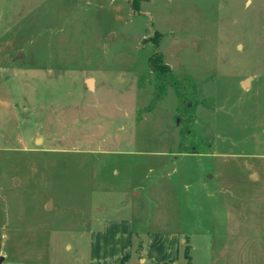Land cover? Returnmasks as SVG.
I'll list each match as a JSON object with an SVG mask.
<instances>
[{"label": "rangeland", "instance_id": "obj_1", "mask_svg": "<svg viewBox=\"0 0 264 264\" xmlns=\"http://www.w3.org/2000/svg\"><path fill=\"white\" fill-rule=\"evenodd\" d=\"M136 1L0 0L1 264H264V0Z\"/></svg>", "mask_w": 264, "mask_h": 264}, {"label": "crops", "instance_id": "obj_2", "mask_svg": "<svg viewBox=\"0 0 264 264\" xmlns=\"http://www.w3.org/2000/svg\"><path fill=\"white\" fill-rule=\"evenodd\" d=\"M105 232H99V233H94V234H99L101 235L100 238H103L107 235H109V232H114V235L116 236L117 234L121 233L122 239H126L127 244H123V249L121 252V257L120 259L127 255V252L129 251L130 248V242L129 239L131 238L130 231H131V226L130 224L125 225V221H117V222H112L109 225H104ZM92 234V235H94ZM120 235H117L119 237ZM108 237V236H107ZM148 242H147V256L148 260H150L153 264H177L178 261V248H177V235L176 234H151L147 237ZM95 247H97L96 243L94 244ZM107 256V255H106ZM91 257V262L92 264H119L117 261L119 258L115 259L114 257H106L107 260L105 259H97L98 261L96 262L94 259V256ZM93 258V260H92ZM141 261V259H139ZM142 262H145V259L142 258Z\"/></svg>", "mask_w": 264, "mask_h": 264}, {"label": "trees", "instance_id": "obj_3", "mask_svg": "<svg viewBox=\"0 0 264 264\" xmlns=\"http://www.w3.org/2000/svg\"><path fill=\"white\" fill-rule=\"evenodd\" d=\"M137 1L136 0H131V8L135 9L137 8ZM157 33H155V35L152 37V40L154 42V45H157ZM148 64L151 67L152 71L159 77V78H165L168 77V79L171 81V85H175L176 82L174 81L172 75L170 74V70L168 68L167 65H165L162 62V58L160 56V54H153L148 58ZM132 246V244H131ZM129 255H125L121 258L120 263L121 264L125 259L128 258ZM186 260L188 262V264L190 263L188 257H186Z\"/></svg>", "mask_w": 264, "mask_h": 264}, {"label": "water", "instance_id": "obj_4", "mask_svg": "<svg viewBox=\"0 0 264 264\" xmlns=\"http://www.w3.org/2000/svg\"><path fill=\"white\" fill-rule=\"evenodd\" d=\"M20 55H21V54L18 53V54L16 55V57H20ZM89 81H91V80H89ZM247 81H248V79H245V80H243V81L241 82L242 87H244V86L247 84ZM87 85H88V87H91L90 84L88 83V81H87ZM0 104H6V103L0 101ZM2 261H3V253L0 254V264L2 263Z\"/></svg>", "mask_w": 264, "mask_h": 264}]
</instances>
